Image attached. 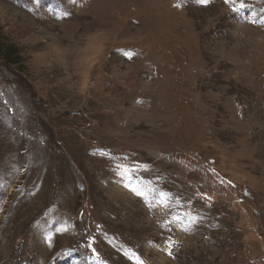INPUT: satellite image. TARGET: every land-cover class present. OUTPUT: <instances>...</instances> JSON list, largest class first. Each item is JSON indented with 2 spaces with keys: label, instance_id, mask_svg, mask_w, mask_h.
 <instances>
[{
  "label": "rangeland",
  "instance_id": "374dc122",
  "mask_svg": "<svg viewBox=\"0 0 264 264\" xmlns=\"http://www.w3.org/2000/svg\"><path fill=\"white\" fill-rule=\"evenodd\" d=\"M0 39V264H264V0H0Z\"/></svg>",
  "mask_w": 264,
  "mask_h": 264
},
{
  "label": "trees",
  "instance_id": "16d2710c",
  "mask_svg": "<svg viewBox=\"0 0 264 264\" xmlns=\"http://www.w3.org/2000/svg\"><path fill=\"white\" fill-rule=\"evenodd\" d=\"M0 56L6 64H18L20 56L14 51L13 45L5 44L0 39Z\"/></svg>",
  "mask_w": 264,
  "mask_h": 264
},
{
  "label": "snow or ice",
  "instance_id": "6c2138e0",
  "mask_svg": "<svg viewBox=\"0 0 264 264\" xmlns=\"http://www.w3.org/2000/svg\"><path fill=\"white\" fill-rule=\"evenodd\" d=\"M72 2L75 3V0H72ZM200 2H201V3H204V2H206V0H200ZM224 2L227 4V3L232 2V0H224ZM242 6H243V5H242ZM124 55L128 56L129 58H131V55H130L129 53H124ZM132 191H135V190L132 189ZM169 243H171V242L169 241ZM170 254H171V253H170Z\"/></svg>",
  "mask_w": 264,
  "mask_h": 264
}]
</instances>
